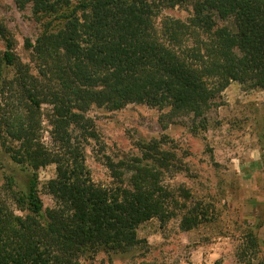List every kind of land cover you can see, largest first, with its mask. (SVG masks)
Wrapping results in <instances>:
<instances>
[{
  "label": "trees",
  "instance_id": "trees-1",
  "mask_svg": "<svg viewBox=\"0 0 264 264\" xmlns=\"http://www.w3.org/2000/svg\"><path fill=\"white\" fill-rule=\"evenodd\" d=\"M77 1L59 16L61 25L48 26L35 42L26 38L37 74L0 24V168L5 152L30 171L23 190L6 176L0 191V264H81L101 250L129 253L149 246L138 235L142 224L175 216L164 177L176 156L165 140L142 143V154L130 160L107 157L117 187L91 181L84 164L86 141L97 139L86 115L91 106H171L170 114L180 116L203 112L232 81L264 89V0H162L192 6L189 23L169 20L167 27L174 39L196 28L210 34L205 56L155 38L151 0ZM15 2L50 14L71 8L73 0ZM211 78L217 79L215 87L209 86ZM43 104L51 105L53 147L42 138ZM50 164L57 165L56 177L46 191L55 205L44 210L37 171ZM199 222L198 214L185 215L181 228L188 231ZM250 242L258 245L252 233Z\"/></svg>",
  "mask_w": 264,
  "mask_h": 264
},
{
  "label": "rangeland",
  "instance_id": "rangeland-1",
  "mask_svg": "<svg viewBox=\"0 0 264 264\" xmlns=\"http://www.w3.org/2000/svg\"><path fill=\"white\" fill-rule=\"evenodd\" d=\"M151 2L156 39L187 53H209L211 36L202 29H193L179 39L170 35L167 22L189 23L193 14L190 4ZM77 4L73 0L71 8L49 14L35 12L31 4L21 8L15 0H0V24L33 73L37 74L39 65L24 46L26 38L35 42L48 26L61 25L63 18L59 16ZM3 50L0 36V54ZM208 83L215 87L217 79H208ZM170 111L171 106L144 103H130L121 109L93 105L87 111L97 133V139L86 141L84 151L91 181L104 188L117 187L120 183L112 176L107 157L130 160L142 154V143L165 140V147L176 156L175 167L164 177L174 196L170 210L175 216L165 223L154 218L138 228L148 247L129 253L101 250L82 258L81 264H264V89L232 81L199 114L172 116ZM42 112V138L53 147L51 105L43 104ZM1 158L0 191H5L6 176L14 177L16 190H23L29 169L16 164L5 152ZM56 169V164H50L37 171L44 210L55 205L46 185L56 177ZM124 178L128 184V177ZM189 214H198L200 222L185 231L181 221ZM251 233L257 239L256 247L250 242Z\"/></svg>",
  "mask_w": 264,
  "mask_h": 264
}]
</instances>
